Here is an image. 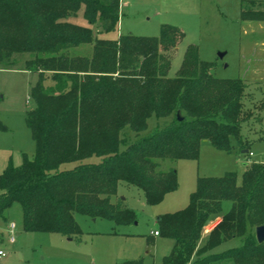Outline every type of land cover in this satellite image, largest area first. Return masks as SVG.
<instances>
[{
	"label": "trees",
	"instance_id": "obj_1",
	"mask_svg": "<svg viewBox=\"0 0 264 264\" xmlns=\"http://www.w3.org/2000/svg\"><path fill=\"white\" fill-rule=\"evenodd\" d=\"M261 2L243 0L241 19L264 20V9L253 8ZM119 6L120 0H0V64L17 66L30 54L23 69L37 74L24 117L34 156L0 173V216L19 204L25 231L76 236V213L116 220L130 211L125 198L112 200L119 182L140 189L149 205L173 191L176 171L159 168L158 159H196L202 140L230 150L233 137L239 149L247 147L240 133L243 80L213 76L194 45L168 76L169 62L158 49L173 44L172 26L162 25L157 36L94 34L92 24L97 33L115 30ZM80 9L87 25L70 20ZM80 44H91L90 54L64 52ZM152 115L170 119L139 135ZM124 127L134 131L131 141ZM93 155L97 161H84ZM67 162L76 163L59 168ZM214 217L218 223L202 234ZM157 221L158 234L173 240L164 264H264V241L253 230L264 224V162L246 164L240 179L234 172L198 177L188 204ZM234 237L238 245L211 251Z\"/></svg>",
	"mask_w": 264,
	"mask_h": 264
},
{
	"label": "rangeland",
	"instance_id": "obj_2",
	"mask_svg": "<svg viewBox=\"0 0 264 264\" xmlns=\"http://www.w3.org/2000/svg\"><path fill=\"white\" fill-rule=\"evenodd\" d=\"M263 2L253 5L264 9ZM243 0H120L119 19L114 31L97 33V24L90 25L94 34L114 39L119 34L157 36L162 25L174 28L173 44H161L160 57L168 60V76L174 77L182 63L188 45L197 48L199 58L211 63L210 73L218 78H241L245 83L244 117L240 133L247 152L239 149L230 137V150L216 148L202 140L196 159H158L159 168L176 171L177 186L154 205L145 202L142 192L134 186L119 182L112 197L125 198L130 211L118 219L91 218L82 213L74 215L80 234L66 236L58 232L25 231L22 211L17 203L0 216V249L5 256L0 264H120L140 260V264H164V257L173 246L172 238L158 234L157 218L161 214L184 208L198 177L222 176L236 173L240 179L245 165L251 161L264 162V20L241 19ZM71 21L87 25L82 10ZM91 44H80L64 51L67 55H88ZM224 52L223 57L218 53ZM24 54L17 66L0 64V173L8 166H19L24 158L32 159L35 145L25 123V113L33 107L30 89L37 74L23 69ZM50 80L46 79L48 85ZM169 117L150 116L147 127L139 132L145 135L162 127ZM127 141L134 131L124 127L121 132ZM122 147V146H121ZM90 156L84 161H97ZM76 162L60 165L72 167ZM229 205L223 203V209ZM211 218L202 230H209L219 221ZM14 222L12 235L8 223ZM253 229V228H252ZM254 230V229H253ZM237 237L213 247L218 252L239 244Z\"/></svg>",
	"mask_w": 264,
	"mask_h": 264
},
{
	"label": "water",
	"instance_id": "obj_3",
	"mask_svg": "<svg viewBox=\"0 0 264 264\" xmlns=\"http://www.w3.org/2000/svg\"><path fill=\"white\" fill-rule=\"evenodd\" d=\"M224 54H225L224 52H219L218 56L221 58L224 56ZM176 118H177V120L182 119V116H181L179 111L176 112ZM254 234H255V238L258 242L264 241V224H260V225L255 226Z\"/></svg>",
	"mask_w": 264,
	"mask_h": 264
},
{
	"label": "built area",
	"instance_id": "obj_4",
	"mask_svg": "<svg viewBox=\"0 0 264 264\" xmlns=\"http://www.w3.org/2000/svg\"><path fill=\"white\" fill-rule=\"evenodd\" d=\"M7 226H8L9 231L11 232V236L9 237V240H10L11 242H13V241H14V236L12 235V231H13V229H14V227H15L14 222H9ZM208 231H209V229L206 228V229L204 230L203 233H207ZM154 234H158V232H157V231H154ZM4 256H5V252H4V250L0 249V260H1Z\"/></svg>",
	"mask_w": 264,
	"mask_h": 264
},
{
	"label": "crops",
	"instance_id": "obj_5",
	"mask_svg": "<svg viewBox=\"0 0 264 264\" xmlns=\"http://www.w3.org/2000/svg\"><path fill=\"white\" fill-rule=\"evenodd\" d=\"M119 9H120V6H119ZM244 152H247L246 149H243ZM154 233V232H153ZM154 235H158V234H154Z\"/></svg>",
	"mask_w": 264,
	"mask_h": 264
}]
</instances>
